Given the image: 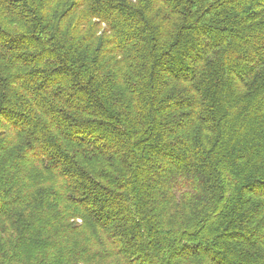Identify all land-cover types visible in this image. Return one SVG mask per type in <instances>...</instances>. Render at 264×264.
<instances>
[{
	"label": "trees",
	"instance_id": "16d2710c",
	"mask_svg": "<svg viewBox=\"0 0 264 264\" xmlns=\"http://www.w3.org/2000/svg\"><path fill=\"white\" fill-rule=\"evenodd\" d=\"M0 264H264V0H0Z\"/></svg>",
	"mask_w": 264,
	"mask_h": 264
}]
</instances>
